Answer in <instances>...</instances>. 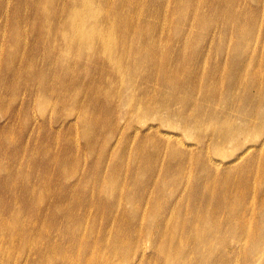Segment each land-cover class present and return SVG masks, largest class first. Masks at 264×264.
<instances>
[{"label":"bare ground","instance_id":"bare-ground-1","mask_svg":"<svg viewBox=\"0 0 264 264\" xmlns=\"http://www.w3.org/2000/svg\"><path fill=\"white\" fill-rule=\"evenodd\" d=\"M0 37V106L25 92L0 127V259L33 236L51 263L132 264L148 240L155 264H264V0H13ZM33 102L55 112L15 162ZM51 192L58 246L20 220Z\"/></svg>","mask_w":264,"mask_h":264},{"label":"rangeland","instance_id":"rangeland-1","mask_svg":"<svg viewBox=\"0 0 264 264\" xmlns=\"http://www.w3.org/2000/svg\"><path fill=\"white\" fill-rule=\"evenodd\" d=\"M5 9L3 12L0 13V33L4 32V27L5 24L7 26V16L9 13V10L12 7L13 4V0H3ZM1 39V37H0ZM2 40V39H1ZM25 92H21L19 94H17L16 96H13L11 94H1V96L4 98L5 100V105L4 106H0V127H4L6 125L7 122V110L6 107H10V109H19V108H23L24 106V101H25V95L23 94ZM36 103L33 102L32 106V110H33V114L31 119L28 121V128L30 129V131L27 134V137H30L31 143H28L27 140L28 138H26L25 143H27V146H25L24 142L22 141L21 147L20 149H15V148H9L7 155L9 156H16L15 157V162H17L19 159H21L25 152L29 153L31 151H33L35 149V142L37 139V134L39 132V126H40V122L42 117H49L52 118L55 109L54 107H48L46 110H41L38 107L35 106ZM63 110V109H62ZM104 117V116H103ZM75 116H67L65 119H61L60 121L54 122L52 124L53 129L61 131V130H65V126L68 124V122L75 120ZM21 121V120H20ZM149 121V120H148ZM81 131V130H80ZM80 131L78 133V136L80 134ZM79 141L81 142L82 139L80 137ZM67 154L69 158L72 154V152H68ZM11 160L12 163V167L15 165V163ZM63 167H65L66 169L68 168L70 171H73L74 173L77 172V170H80L83 168V166L81 164L79 165H72L70 163H63L62 165ZM76 178V177H74ZM41 179V178H40ZM40 179L37 180H33L30 181V183L35 184L38 181H40ZM61 177L60 174H58L55 177H51V182L54 183H58L60 181ZM46 180V179H45ZM93 183H88L89 186H91ZM50 189V187H49ZM50 190H54V189H50ZM17 195H19V192H16ZM17 198H20L19 196H16ZM51 197L52 196V192L49 196H45L43 195V199H35V200H31L29 201V208L27 207H20L21 208V219L23 218L26 219L27 222H31L34 223L36 222L38 219L40 220L38 223V227L41 231L46 232V233H50L51 234V242L50 244H48L49 246H58L59 245V241L57 240V232L60 230V228L57 227H53L50 225L49 220H48V216L49 214L52 212L55 215H57V213L62 209V205L65 203V201H60V204H56V201L53 202L51 201ZM55 203V207L52 208L51 205ZM17 206H19V204H17ZM86 208L92 209V205L90 204L89 200L86 201ZM32 208H36L39 209L41 212L39 214H37L36 212H32ZM67 217L66 218H61L60 221L62 220H71L72 219V211H67ZM98 216H94V218L99 217ZM114 218L115 216L109 218L107 220L108 225H112L114 222ZM95 226H94V230H97V227H99L100 225V219L98 218L95 222ZM97 226V227H96ZM144 231V230H142ZM138 234H135L133 236V241L135 240L136 236ZM100 237V235H96L95 234L92 236V239L89 238L90 242L95 241V238L98 239ZM126 237H128V235H126ZM112 239V233L107 232L104 235L103 241L102 243L109 241ZM30 243H39L42 244V242L38 241L37 239H35L33 236L27 237L25 238L23 241H17L15 242L13 245H10L8 247V249H5L6 245H4L3 247V251L2 252H6L5 257L0 259V264H62L61 261H59L58 263H51L54 259H55V255H53L51 252H49L48 250H46L45 248H43L42 250H36L33 251L32 250H26V246L29 245ZM37 245V244H36ZM145 246V250L144 252L142 251L143 247ZM159 256L157 255V253L155 252V250L153 249L151 243L148 240H145L144 242H142L141 244L137 245L134 249V252L132 254V259H131V263L132 264H138L141 259H148L150 260L149 264H155L156 259ZM119 259V257H118ZM117 259V260H118ZM117 263V261H116ZM158 264V263H156ZM217 264H230L228 262H218ZM232 264H238V263H232Z\"/></svg>","mask_w":264,"mask_h":264}]
</instances>
